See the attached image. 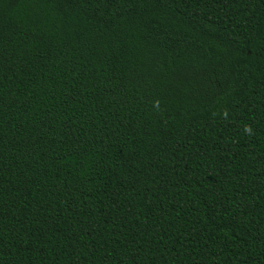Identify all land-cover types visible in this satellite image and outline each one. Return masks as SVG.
Here are the masks:
<instances>
[{"label": "trees", "instance_id": "1", "mask_svg": "<svg viewBox=\"0 0 264 264\" xmlns=\"http://www.w3.org/2000/svg\"><path fill=\"white\" fill-rule=\"evenodd\" d=\"M0 264H264V0H0Z\"/></svg>", "mask_w": 264, "mask_h": 264}]
</instances>
